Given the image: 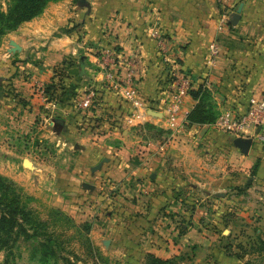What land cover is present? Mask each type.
I'll list each match as a JSON object with an SVG mask.
<instances>
[{"label": "crops", "instance_id": "0c3cea01", "mask_svg": "<svg viewBox=\"0 0 264 264\" xmlns=\"http://www.w3.org/2000/svg\"><path fill=\"white\" fill-rule=\"evenodd\" d=\"M72 1L79 10L71 7ZM223 16L228 19L221 27ZM78 18L83 20L82 42L65 33ZM214 41L220 56L211 64L209 47ZM13 42L19 50L13 51ZM104 49L114 52L118 61L113 65L118 73L114 82L101 66ZM83 55L86 77L81 78L76 67L64 79L56 76L67 58ZM127 61L135 65L133 87L143 101L140 109L123 82L127 67L122 64ZM172 72L194 77L195 88L206 85L221 115L245 110L250 98L263 97L264 0H225L224 5L217 0H63L50 4L43 15L0 42V143L9 124L24 129L40 108L53 109V96L42 92L46 85H55V97L65 94L57 116L64 114L68 135L78 139L74 148L82 153L73 171L92 172L107 160L93 180L88 176L77 180L73 173L65 176L48 195L60 203L58 207L69 212L85 208L76 204L90 198V193L108 189L109 181L119 187L118 198L123 201L131 193L136 197L129 210L132 223L122 235L133 243L127 246L139 252L141 263L154 254L172 264H264V142L254 139L245 155L234 146L237 137L218 131L215 125H186L169 148L146 137L147 124L169 130L166 114L157 109L167 95ZM91 88L97 93L95 105L83 110L76 103L80 106L83 94ZM195 105L190 98L183 110L190 113ZM95 119L100 123L94 124ZM180 119H185L183 112ZM14 156L13 150L0 149L1 174L32 189L27 176L16 172L41 170L35 164V170H28L26 159L17 164ZM193 176L212 180L196 185L195 190L219 204L213 201L217 205L190 208L179 201L187 186L193 185ZM88 179L94 191L84 187ZM140 238L142 246L137 244Z\"/></svg>", "mask_w": 264, "mask_h": 264}, {"label": "rangeland", "instance_id": "374dc122", "mask_svg": "<svg viewBox=\"0 0 264 264\" xmlns=\"http://www.w3.org/2000/svg\"><path fill=\"white\" fill-rule=\"evenodd\" d=\"M7 3L8 0H0V6L4 10L7 8ZM71 7H76L75 1L71 2ZM77 9L78 7H76L75 10ZM78 20L77 23L82 26L81 22L83 20L80 18H78ZM83 39L84 34L82 29L80 42H82ZM61 70L64 69H57V71ZM105 73L107 79H109L108 71H105ZM65 74L67 73L64 71V75ZM50 86L53 85H46V87H44L45 91L42 93L44 96H46L45 94L53 96L50 98V101H53L51 102L53 109L50 108L45 112L44 107H42L40 108V113L32 117L28 125H24V129L18 126L13 127L12 124H9V128L4 129L1 134L5 137V140L4 143H0V149L8 148L13 150L15 153L13 158L15 162L17 161V164H21L23 159H28L41 170L39 172H34L33 170L35 169H30L25 166V168L33 172H16L18 174H25V176H27V182L34 185L33 188L30 189L31 187H29L25 189V187H22L19 182L14 179L4 174L2 175L1 172L0 175L15 182L17 187L21 189L22 194L27 198H31V200H27L30 208L39 215L41 220L49 224L48 227L43 229L42 234H51L54 238L58 239L61 244L59 253L62 256L69 257L76 264H144L145 261L141 263V256H139L138 259L137 255L139 252L136 254L134 249L132 250L127 246V244H130L131 247L133 243L124 240L122 235V233H125L126 230L130 228L132 223V220L128 217L132 216L129 210H133L131 202L136 198L134 194L131 193V195H128V198L126 197V200L124 199L123 201L121 197L118 198L120 194L119 187L112 185V183L110 184L108 181V189H101L95 195L90 193L92 195L90 198H86L83 203L81 201L82 204H76L77 206L81 205L80 207L84 206L85 208H78L75 211L72 209V212L64 211V209L58 207L60 203L57 202L55 204V201L53 202L52 200V195L48 198V195L51 194L53 190L57 189L56 185L64 181L65 176L70 173H73V177L80 181H84L83 178L86 176L93 180L94 175L98 173H77L73 171L79 164V156L82 153L74 148L78 139L72 140L68 135V129L66 127L59 128V125H55V130L58 131V133H56L54 127L51 125V123L54 125V120L57 118V115H59L57 108H59V104L62 105L61 100L65 94L60 92L55 97V94L51 93L52 90L49 93L47 92ZM90 90L95 89L91 88ZM84 94H86V92ZM76 104L80 107L79 101ZM47 111H50L47 114L48 119L46 117ZM42 115H45L44 117H46V119ZM62 115L64 114L60 112L61 117H63ZM95 121L94 124L96 125L100 123L98 122L100 121L99 119H95ZM145 130L148 132L146 137L149 135L150 139L159 140L162 145H167L168 148L170 147V143L172 144L176 138L179 137V133H174L171 130L155 128L144 129L143 131ZM217 130L224 132L219 129ZM182 131H184V128L181 132ZM41 177L43 178L41 179ZM90 179H88L89 183H91ZM193 180L194 181L191 183L193 185L187 186L188 191L182 194L179 201L183 200L182 202H184L185 205L188 204L190 208H196L197 205L219 204L218 201L212 197L207 198L206 194L195 190L196 185L209 183L208 180H210V178L193 176ZM39 181H41V183ZM25 182L26 181L22 180V183L25 184ZM53 182H55L54 185ZM81 190H83L82 187ZM83 191H85V189ZM61 196L62 195H60V197ZM62 198L63 197H61V199ZM209 200H211V202ZM213 201H216L217 204ZM190 208L189 211L191 210ZM57 211H61L64 215H58L56 213ZM67 217H70L73 222H68L66 219ZM85 224L90 225L88 230L82 227ZM242 227L240 230H243ZM40 236L41 239H44V235ZM141 239L142 238L137 240V244L140 243L142 246ZM33 246V242H26L24 238L21 237L20 241L13 249L10 251H0V264H43L39 257H34L35 253H33ZM124 246L126 248H124ZM48 264H64V262L62 260H51Z\"/></svg>", "mask_w": 264, "mask_h": 264}, {"label": "trees", "instance_id": "16d2710c", "mask_svg": "<svg viewBox=\"0 0 264 264\" xmlns=\"http://www.w3.org/2000/svg\"><path fill=\"white\" fill-rule=\"evenodd\" d=\"M61 1L63 0H8L5 10L0 6V42L25 23L43 15L50 4ZM65 33L81 41L82 26L72 21ZM81 57L79 59L67 58L62 65L64 70L57 71L56 76L64 79L67 75H64V71L68 72V70L76 67L79 69V76L81 78L86 77L87 58L82 63ZM186 75L194 82V77L189 74ZM54 89L55 85L50 86L47 92L49 93L51 90L53 92ZM190 97L196 101V105L188 115V125H214L221 114L217 109L212 91L204 84L197 88L193 86L190 90ZM57 118L63 119L61 116H57ZM146 128L155 129L153 125L149 124L146 125ZM257 167L258 164L254 170ZM27 200H31V198L25 197L15 182L0 175V251H10L23 237L26 242H33L34 257H39L41 263L48 264L51 260H62L64 264H76L69 257L59 253L61 244L58 239L51 234H42L43 229L49 224L39 218V215L30 208ZM56 213L64 215L61 211ZM66 219L68 222H73L70 217ZM82 227L88 230L90 225L85 224ZM40 235H44V239H41ZM172 262L161 259L154 254H148L144 264H172Z\"/></svg>", "mask_w": 264, "mask_h": 264}, {"label": "built area", "instance_id": "2783aa9c", "mask_svg": "<svg viewBox=\"0 0 264 264\" xmlns=\"http://www.w3.org/2000/svg\"><path fill=\"white\" fill-rule=\"evenodd\" d=\"M224 5L225 0H217ZM227 17L223 16L221 27L227 23ZM158 36V33H155ZM211 56V64L220 56V47L217 42H212L209 47ZM102 67L108 71L109 79L114 82L117 79L118 73L114 70L113 65L117 64L115 53L108 49L102 51L101 56ZM123 66L127 67L124 84L129 88L128 96L134 102L135 106L140 109L143 106V101L138 99V92L134 89L135 82V65L132 61L123 62ZM193 80L185 73L172 72L171 82L168 85V91L163 98L160 99L161 109L157 112L166 114L169 130L174 133H180L186 125H188V115L190 113L183 110L187 100L190 99V90L193 88ZM97 93L95 90H88L83 94L80 101V108L89 110L94 107ZM184 113L185 119L181 120V113ZM219 130L225 133L242 138H253L264 142V96L261 98L252 97L248 102L245 110H229L220 115L218 121L214 124Z\"/></svg>", "mask_w": 264, "mask_h": 264}, {"label": "water", "instance_id": "95a60500", "mask_svg": "<svg viewBox=\"0 0 264 264\" xmlns=\"http://www.w3.org/2000/svg\"><path fill=\"white\" fill-rule=\"evenodd\" d=\"M240 12H241V10H240ZM239 18H240V13L235 16L234 24H237ZM12 47H13V51L19 50V47L14 42L12 43ZM85 60H86V57L82 56L81 57V62L83 63ZM83 67H84V64H83ZM54 125H60L61 127H65V120L61 119V118H55ZM254 143H255V141H254L253 138L237 137L234 140V146L236 148H238L245 155L249 154V152H250L252 146L254 145ZM76 148H77V146H76ZM105 162H107V160H104L103 163H101L98 166L94 167L92 169V172L94 173V172H97L98 170H100L102 165ZM24 164H25L26 167H28L30 169H34L33 162H31L30 160H28V159L25 160ZM84 187L87 188V189H90V190H94L95 189L94 186L91 183H89V182L85 183Z\"/></svg>", "mask_w": 264, "mask_h": 264}]
</instances>
